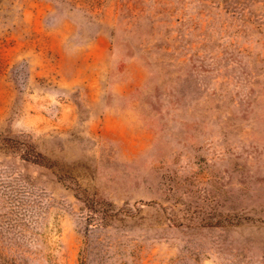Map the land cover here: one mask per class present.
<instances>
[{"label": "rangeland", "instance_id": "1", "mask_svg": "<svg viewBox=\"0 0 264 264\" xmlns=\"http://www.w3.org/2000/svg\"><path fill=\"white\" fill-rule=\"evenodd\" d=\"M0 264H264V0H0Z\"/></svg>", "mask_w": 264, "mask_h": 264}]
</instances>
